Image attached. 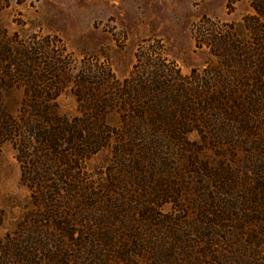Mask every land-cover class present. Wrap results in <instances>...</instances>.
Returning a JSON list of instances; mask_svg holds the SVG:
<instances>
[{
  "label": "trees",
  "instance_id": "16d2710c",
  "mask_svg": "<svg viewBox=\"0 0 264 264\" xmlns=\"http://www.w3.org/2000/svg\"><path fill=\"white\" fill-rule=\"evenodd\" d=\"M251 6L239 21L192 24L212 59L189 73L160 39L138 48L123 79L82 69L73 116L59 111L56 84L9 100L18 91L3 76L41 81L48 69L0 46V143L14 144L31 205L4 235L0 211V264H264V0ZM106 147V176L90 172Z\"/></svg>",
  "mask_w": 264,
  "mask_h": 264
},
{
  "label": "rangeland",
  "instance_id": "374dc122",
  "mask_svg": "<svg viewBox=\"0 0 264 264\" xmlns=\"http://www.w3.org/2000/svg\"><path fill=\"white\" fill-rule=\"evenodd\" d=\"M253 11L251 0H239L232 8L228 0H0V46L4 50L13 48L16 54L24 53L25 61L40 63L39 68L35 67L37 70L48 69L44 72L48 76L41 81L34 77L28 81L31 76L26 71L18 75L19 79L3 76L1 84H11L17 89L18 94L9 97L15 102L30 99L23 93L28 87L61 86L62 91L55 99L58 109L73 116L79 113V99L74 91L82 69L94 68L90 73L96 74L109 67L117 78L123 79L133 69L138 48L147 41L160 39L182 72L189 73L212 59L206 47H196L191 31L193 23L204 15L239 21ZM58 54L60 66L70 63L71 74L59 75L54 71L58 65L50 57ZM189 136L200 139L199 131ZM206 154L217 160L214 151ZM112 159V149L106 147L91 155L85 164L90 172L102 171L106 176ZM210 183L218 185L216 181ZM29 197L30 190L21 181V164L14 144L0 143L2 235L18 231L28 219ZM246 250L243 254L252 258V249ZM248 261L253 263L252 259Z\"/></svg>",
  "mask_w": 264,
  "mask_h": 264
}]
</instances>
